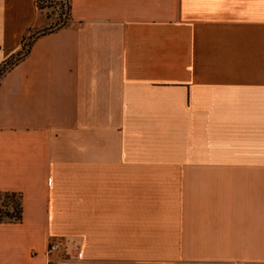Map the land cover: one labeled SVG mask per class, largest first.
<instances>
[{
    "label": "crops",
    "instance_id": "0c3cea01",
    "mask_svg": "<svg viewBox=\"0 0 264 264\" xmlns=\"http://www.w3.org/2000/svg\"><path fill=\"white\" fill-rule=\"evenodd\" d=\"M37 22L0 0V65ZM0 192V264H264V0H70L0 78Z\"/></svg>",
    "mask_w": 264,
    "mask_h": 264
},
{
    "label": "rangeland",
    "instance_id": "374dc122",
    "mask_svg": "<svg viewBox=\"0 0 264 264\" xmlns=\"http://www.w3.org/2000/svg\"><path fill=\"white\" fill-rule=\"evenodd\" d=\"M69 0H37L38 22L25 35V47L22 51L11 56L1 69H6L7 65L21 57V53L27 50V43L40 32H47L52 29L67 25L70 22L68 13ZM17 201V196L10 194H0V216L2 212L11 211ZM5 219V218H4Z\"/></svg>",
    "mask_w": 264,
    "mask_h": 264
},
{
    "label": "trees",
    "instance_id": "16d2710c",
    "mask_svg": "<svg viewBox=\"0 0 264 264\" xmlns=\"http://www.w3.org/2000/svg\"><path fill=\"white\" fill-rule=\"evenodd\" d=\"M35 4H36V7L38 9L39 6L37 5V0H35ZM67 7H68L69 18H70V0H69V4ZM63 26H65V25H63ZM63 26H61V27H63ZM61 27H59V28H61ZM59 28L52 29V30H49L47 32H40V33H38V35H43L45 33L53 32ZM28 31H30V29ZM34 38L35 37H33L31 39V41L27 43V50L24 53H21V57L19 59L9 63L7 65L6 69H1V67H2V65L6 64L7 60L3 64L0 65V78L10 67H12L14 64H16L19 60H21L28 53V51L32 45V42L34 41ZM24 41H25V36L22 38V47H21L20 51H22L25 47ZM0 194H10L12 196H17V201H15L14 206H12V210L2 212L3 216L2 217L0 216V223L1 222H19L22 218V205H21L20 195H18L16 193H9V192H0Z\"/></svg>",
    "mask_w": 264,
    "mask_h": 264
},
{
    "label": "built area",
    "instance_id": "2783aa9c",
    "mask_svg": "<svg viewBox=\"0 0 264 264\" xmlns=\"http://www.w3.org/2000/svg\"><path fill=\"white\" fill-rule=\"evenodd\" d=\"M62 247V241L61 240H54L51 241L49 246H48V251L49 252H55L58 251Z\"/></svg>",
    "mask_w": 264,
    "mask_h": 264
}]
</instances>
